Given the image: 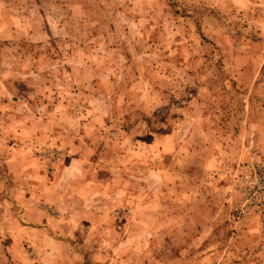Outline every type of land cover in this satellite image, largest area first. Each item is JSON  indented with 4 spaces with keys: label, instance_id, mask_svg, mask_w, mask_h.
<instances>
[{
    "label": "rangeland",
    "instance_id": "rangeland-1",
    "mask_svg": "<svg viewBox=\"0 0 264 264\" xmlns=\"http://www.w3.org/2000/svg\"><path fill=\"white\" fill-rule=\"evenodd\" d=\"M0 264H264V0H0Z\"/></svg>",
    "mask_w": 264,
    "mask_h": 264
}]
</instances>
